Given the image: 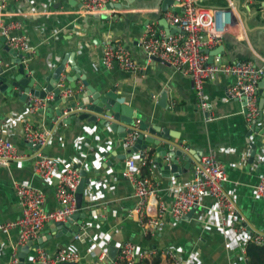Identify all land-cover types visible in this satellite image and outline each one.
Instances as JSON below:
<instances>
[{
	"label": "crops",
	"instance_id": "1",
	"mask_svg": "<svg viewBox=\"0 0 264 264\" xmlns=\"http://www.w3.org/2000/svg\"><path fill=\"white\" fill-rule=\"evenodd\" d=\"M81 1L24 0L15 3L0 0L1 23L14 26L12 33L25 37L30 47L25 53L16 52L22 55L25 74L33 77L36 84L44 89L48 85L46 79H50L61 64L65 63L67 69L72 62L95 91L113 92L119 101L133 109L135 122L142 121L149 127L157 126L169 131L176 136L171 141L191 150L193 158L196 155L199 158L214 156L224 166L228 179L223 186L224 194L234 204L242 226L248 233L264 235V200L254 193L259 172L264 167L260 162L264 136L249 135L255 129H264V119L258 121L259 115L264 116V113L258 108L256 119L251 122L246 116L243 101L226 97L227 89L234 83L230 76L220 74L215 80L207 81L200 98L188 75L146 57L139 44L147 27L164 32L159 26L160 19L166 15L160 12L163 0H118L120 8L114 5L109 13L103 14L105 18L99 20L72 14ZM252 1L198 0L203 7L232 11L235 20L218 44L202 49L210 63L219 58L222 65L238 60L263 64L264 14L259 13L264 9L247 11ZM108 45H122L136 61L138 71L127 73L116 65L105 68L100 58ZM3 46H7L6 39ZM13 60L9 53L0 49V64L9 68L11 76L16 75L18 69ZM75 75L71 70L67 75L62 72L60 82L64 88L70 86L67 78L74 80ZM75 84L74 90L69 89L71 94L84 91L80 81ZM51 99L52 94H49L45 105L33 113L29 98H20L15 88L9 87L0 93V121L6 129L16 131L10 138L25 156L18 167L12 166L10 170L0 167V226H11L0 231V264H8L12 246L17 243L21 206L15 182L42 191L46 212L59 208L55 197L58 180L46 183L32 171L33 158L38 151L22 137L26 125L33 126L38 132H51L50 145L40 153L55 159L58 171L74 166L87 174L78 188V193L82 194L78 213L85 214V219L77 223L81 224L78 234L82 240H75L69 233L53 236L42 245L45 253L53 254L58 249L73 247L79 257L77 264H101L90 257V251L109 257L111 243H114L118 254L122 243L131 242L139 249L157 252L171 248L186 262L192 260L194 264H246L244 245H241L244 231L235 236L231 229H222L219 218L215 216L216 202L213 200L205 199L200 211L192 217L185 215L176 222L167 218L160 227L142 225L135 213L133 189L123 175L124 164L130 158H126L123 141L100 125L72 120L70 125L56 126V111L63 105L56 106ZM202 101L207 108L202 109ZM63 108L66 112L67 106ZM251 144L256 147V154L249 164ZM152 157L150 182L153 186L148 206L154 210L156 205L173 199L169 197L172 180L163 177L153 165L155 152H152ZM193 158L188 170L182 172L176 182L192 178ZM86 196H94V199ZM209 219L211 225L206 221ZM149 220H154V216ZM48 226L46 223L39 239L46 234L51 235ZM32 256L33 250L26 256L25 264H33L29 261Z\"/></svg>",
	"mask_w": 264,
	"mask_h": 264
},
{
	"label": "built area",
	"instance_id": "2",
	"mask_svg": "<svg viewBox=\"0 0 264 264\" xmlns=\"http://www.w3.org/2000/svg\"><path fill=\"white\" fill-rule=\"evenodd\" d=\"M12 1L19 3L24 0ZM173 1L176 4L168 9H160V12L166 13L164 19L180 32L166 35L162 30L157 31L152 27H147L139 44L143 53L150 60L158 59L188 75L192 80L193 89L200 98L203 96V86L207 81L215 80L220 74L232 77L234 83L227 89L226 97L243 101L248 120L254 122L258 110V84L264 74V61L262 65H257L250 60H238L222 65L219 58H214L211 63H208L207 56L202 52L203 48L212 47L221 41L228 28L232 26L233 12L200 6L198 0ZM117 3L118 0H82L78 9L72 14L79 16L105 14L109 13ZM175 9H180L182 12L175 13ZM14 28V26H4L0 21V36L6 39L8 48L15 52L22 54L29 51L30 47L25 37L12 33ZM100 61L108 69L116 65L127 73L138 71L136 61L122 45L105 46ZM0 67L6 68L2 64ZM60 81L56 85L60 97L63 99L73 97L76 91L71 94L72 91L64 88ZM46 99L47 97L43 100L29 97L31 111L38 112L45 105ZM200 106L202 109L207 108L203 101ZM262 113H264V106ZM66 115L67 113L64 112L63 116ZM15 132L11 128L6 129L0 121V167L8 170L12 166L22 165L25 159V156L17 150L10 138ZM51 135L50 131L38 132L31 125H26L22 130L24 141L32 148L39 147L32 163L34 175L46 183L52 179L58 180L55 197L59 208L50 213L46 212L44 209L45 197L42 191L25 183H14L21 206V215L18 221L17 243L12 246L13 251L8 264H19L18 249L25 246L27 242L37 241L46 223L65 222L80 211L77 208L75 196L83 178L80 169L70 166L63 171H58L57 161L40 153L41 149L50 145ZM122 141L125 151L130 152L135 144L136 134L131 133ZM149 154V150L133 153L123 168V175L133 189V196L136 200L135 213L142 225L160 227L167 218L174 222L180 221L191 210L194 213L200 211L202 202L205 199H210L216 202L215 216L219 218L222 229H231L235 236L244 231L241 242V245H244L243 252L245 245L250 240L257 246H264L263 234L248 233L243 227L244 225L242 226V219L236 214L234 204L224 194L223 186L228 181L224 166L212 155L201 157L194 162L193 175L189 181L176 182L177 179L171 178L169 197L173 200L158 204L152 210L151 206H148V200L152 194L153 184L148 179L141 177V170L146 163L152 164ZM134 155L136 156L133 157ZM260 162L262 167L264 165V147ZM257 179L254 193L256 197L264 200V167L260 170ZM89 198L94 199V196H88L87 199ZM152 216H154V220H149ZM206 221L211 225V219ZM10 227L9 225L0 226V231H6ZM74 239L81 241L82 237L77 234ZM224 246L228 248L225 243ZM89 255L101 264H107V262L109 264H140L143 260L160 255L166 256L171 264H194L191 263L192 260L186 262L171 248L166 247L157 252L139 249L131 242L122 243L116 258L110 259L111 261L107 254L97 255L90 251ZM78 260L77 251L73 247H68L58 249L53 254L36 249L29 261L33 264H77Z\"/></svg>",
	"mask_w": 264,
	"mask_h": 264
},
{
	"label": "water",
	"instance_id": "3",
	"mask_svg": "<svg viewBox=\"0 0 264 264\" xmlns=\"http://www.w3.org/2000/svg\"><path fill=\"white\" fill-rule=\"evenodd\" d=\"M264 0H253L252 4L247 8V11H259L264 9ZM173 4H176L173 0H163L162 9H168ZM115 7L120 8V5H115ZM175 13H181L182 10L175 9ZM259 14H264L262 11ZM94 19H104L105 15L103 14H93L90 15ZM89 16H86L88 19ZM159 26L162 28L166 35H174L180 32L175 26L170 25L165 19H160ZM5 43V38L0 39V49H3L9 55H11L14 60L13 63L18 66L17 73L14 76H11L9 68L0 67V93H3L7 88H15L20 93V98L28 100L29 97H34L40 100L45 99L49 94H52L51 102L56 106L63 105L67 106L66 116H63L64 108L61 107L56 111V120L54 123L56 126L62 127L64 125H70L72 120H77L79 122H86L87 124H93L94 126L100 125L105 129H108L112 134L116 135L121 141L124 140L129 134H136V141L130 152H126L127 156H131L136 152H143L144 150L149 149V152H155L156 157H154L153 165L157 170L163 175V177L171 180V178L177 179L182 172H186L190 167L191 158H193L192 152L189 149H184L182 144H175L171 141L176 136H173L169 131L160 129L157 126L149 127L146 123L142 121H136V114L127 104L119 101L116 98V94L113 92L109 93H99L95 91L87 82L85 76L82 75L81 70L72 62L69 67L65 69L64 64H61L52 74L50 79L47 78L46 81L48 85L43 89L42 86L37 85L33 77H28L24 71V65L22 63V55L17 54L14 50L3 46ZM155 62H161L158 59H152ZM210 63V61H208ZM74 71L76 73L75 79L67 80L70 82V86L67 88L75 89L76 81H80L84 87V91L76 93L73 97L68 99H63L59 95V90L56 88L57 83L61 79V74L65 71L67 75L69 71ZM12 81V82H10ZM10 82V85H9ZM8 84V85H7ZM259 87V98H258V108L262 111L264 106V74L258 84ZM30 107V105H29ZM264 119L262 114L259 115L258 121ZM52 129V127H51ZM254 130V129H252ZM255 133L258 136H264V129L250 132L249 135ZM165 144L166 146H162ZM154 146V147H150ZM251 152L248 163H252L254 156L256 154V147L251 144ZM36 150L39 147L35 148ZM159 158L162 159L159 162ZM194 162L199 160V156L196 155L193 158ZM166 162V163H165ZM80 174L83 178H87V174L83 169L80 170ZM76 202L77 208L80 210L82 206V194L76 193ZM192 217L194 211L191 210L187 216ZM85 219V214L76 213L71 216L65 222H50L49 223V232L41 239L38 240L37 244L34 242H27L24 247L19 248L18 259L19 264H25V258L30 251L36 249H41L42 245L51 240L53 236H58L59 234L69 233L72 236H76L80 232L81 224H77L78 221ZM111 260L115 259L117 255V249L114 246V243H111V247L108 253Z\"/></svg>",
	"mask_w": 264,
	"mask_h": 264
},
{
	"label": "trees",
	"instance_id": "4",
	"mask_svg": "<svg viewBox=\"0 0 264 264\" xmlns=\"http://www.w3.org/2000/svg\"><path fill=\"white\" fill-rule=\"evenodd\" d=\"M152 153L149 154V159L152 160ZM152 164L150 162L141 170V177L146 178L152 182L150 175V168ZM244 254L246 258V264H264V246L255 245L252 240L248 241L245 245ZM140 264H171L168 258L164 255L153 257L148 260H143Z\"/></svg>",
	"mask_w": 264,
	"mask_h": 264
}]
</instances>
